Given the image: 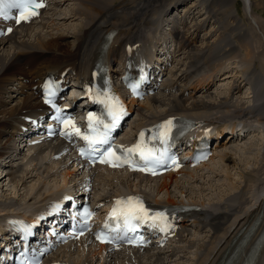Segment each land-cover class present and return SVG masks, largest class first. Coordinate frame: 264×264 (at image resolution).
<instances>
[{"label":"bare ground","instance_id":"bare-ground-1","mask_svg":"<svg viewBox=\"0 0 264 264\" xmlns=\"http://www.w3.org/2000/svg\"><path fill=\"white\" fill-rule=\"evenodd\" d=\"M182 1L185 0L53 1L51 10L38 23L19 27L0 40V160L16 152L15 148L10 151V146L17 135L19 117L31 116L42 108L33 88L48 73L59 75L69 69L65 78L81 85L80 81L89 80L96 62L102 61L111 65L112 75L116 76L127 45L139 43V52L153 49L156 55L161 50L155 49L153 41L160 42L166 37L172 43L176 40L181 48L174 65L180 74L173 76L170 69L167 92L138 104L135 125L143 126L163 115L179 114L194 122L188 134L190 139L198 134V119L207 124L240 123L250 131L249 139H227L216 147L217 154L208 164L182 172L179 177L168 173L150 180L98 171V183L108 188L101 195L103 201L140 187L152 194L157 204L182 202L196 208L181 223L179 236L167 250L117 253L116 257L101 261L99 252L89 249L94 264H171V261L174 264H264L261 257L253 260L256 242L264 229V74L257 77L258 74L251 72L254 64L264 69V0H241L244 20L238 16L237 0H193L194 4L185 9L187 12L167 18L171 26L160 30L157 17L167 7ZM64 2L70 3L69 11L54 13ZM196 5L202 12L200 20H192L194 29L190 31L184 14ZM55 15L59 17L54 19ZM155 15L157 19L153 18ZM146 17L151 18L146 20ZM74 19L80 21L79 26L74 23L59 30ZM144 20L145 31L141 28ZM109 32L115 36L108 40ZM201 32H204L202 37L198 35ZM68 37L73 45L63 40ZM194 71H200L201 76L191 75ZM230 73L240 77L241 82L252 83L249 98L242 93L241 82ZM211 77L218 78L217 82L228 79L229 92L223 93L221 88L219 93L216 85L212 92L209 89L197 93L202 87L193 86L191 90L186 88L190 92L186 93L180 85L184 81L202 85ZM51 146L55 147V143L28 153L33 158L27 161L20 157L2 163L0 217L17 212L22 206L46 203L75 185L78 180L75 172L61 168L64 166L61 162H47L46 152ZM59 146L56 144V152L60 151ZM235 176L239 179L235 180ZM7 185L10 197L3 193L6 190L2 188ZM11 194L18 200L10 199ZM243 237L246 240L240 242ZM87 256L83 252L77 255L79 261ZM82 264H92V258L82 260Z\"/></svg>","mask_w":264,"mask_h":264},{"label":"snow or ice","instance_id":"snow-or-ice-1","mask_svg":"<svg viewBox=\"0 0 264 264\" xmlns=\"http://www.w3.org/2000/svg\"><path fill=\"white\" fill-rule=\"evenodd\" d=\"M43 6V3L38 2V0H0V16L8 18L9 9H19V18L17 19V23H19L20 19L26 20L31 16L37 15L38 13L35 10ZM8 31H11V29ZM45 87L50 97L46 100V103H51L55 107L53 99L56 96V91L53 90L51 83ZM101 103H105L108 109L107 122L90 114L87 134H82L71 118L63 121L75 129L76 135L81 136L86 141L87 149H81V155H85V151H87L89 156L98 154V158L102 162L110 163L113 167L128 164L133 170L141 171L161 167L169 160L171 163H176L174 156H168L167 147L173 126L172 120L158 125L155 132L147 140L145 139V133L142 131L139 134L137 143L131 147L124 148L123 146L115 145L112 140V132L120 118L125 114L123 107L118 100H102ZM59 112L60 109H57V113ZM57 119H60L59 115ZM148 131L152 132L153 130L150 129ZM153 141H159V144L165 147H157ZM118 152L119 154H117ZM137 155L139 157L138 160L134 159ZM109 157L111 159H108ZM113 161L116 163H113ZM83 215L87 218L92 213L85 209ZM109 219L113 221V224L110 225L106 222L104 229L108 233H116V235L106 237L104 231L99 232L97 233V239L101 240V242L114 243L118 239H126V242L131 243L134 238H128V233L135 232L139 225L149 222L154 227H161V230H163L164 226H167L165 211L152 212L151 209L145 207L142 200L134 197H129L127 200H117Z\"/></svg>","mask_w":264,"mask_h":264},{"label":"rangeland","instance_id":"rangeland-1","mask_svg":"<svg viewBox=\"0 0 264 264\" xmlns=\"http://www.w3.org/2000/svg\"><path fill=\"white\" fill-rule=\"evenodd\" d=\"M58 1H59V0H58ZM236 2H237V3H236V5H235V7H236V9H237V11H238V13H239L238 16H239V18H240L241 20H244V19H245V16H243V12H242L243 3H242L241 0H240V1L237 0ZM191 3L194 4V3H193V0H190V1H189V4H191ZM69 4H70V3H67V2L62 3L61 6L59 7V9H58L57 11H55L54 13H57V12L59 11V12L57 13V15H60V14H59V13H60V10H62V11L64 10L62 13H64L65 11H69V9H70ZM192 4H191V5H192ZM188 7H189V5H188ZM197 7H198L197 5H196V6H193V7H192V8H193L192 11H193V13L195 14L196 19H197V20H200V17H198V16L201 14L202 11H201V9H197ZM200 7H201V6H200ZM195 9H196V10H195ZM57 15L52 16V17H53V18H54V17H55V18H56V17H59V16H57ZM55 18H54V19H55ZM74 23H75V24H78V26L80 25V21L74 19L73 22H71V21H67V22L65 23V26H64V25L61 26V27L59 28V30H60V29H65V28H70L71 25H74ZM78 26H77V27H78ZM67 35H68V33H67ZM71 35H72V34H71ZM72 36H73V35H72ZM63 40H69V41H71V44H72V45H73V43H74L73 40H72V38H70V37H68V38H66V39H63ZM72 42H73V43H72ZM71 44H70V46H72ZM250 67H252V66H250ZM253 67H254V68H253ZM253 67H252V70H253V71H251V72H253V73H255V74H258V75H256L257 77H259V76H260V77H263L262 74H264V69H259L258 64H256V65L254 64ZM259 72H260L261 74H260ZM230 74H231V73H230ZM232 75H233V77L235 76V78H237V79L241 82L242 79H241L240 77H237V76L234 75L233 73L231 74V76H232ZM252 77H253V76H252ZM226 80H227L226 84L228 85V83H229L228 81H229V80H228V79H226ZM222 81H223V80H222ZM241 84L243 85V88H244V89H243V90H244L243 92L246 93V94H244L245 97H246V98H249V92H250L249 90H250V87L247 88V86L244 85V82H241ZM227 85L225 86V88L227 87ZM222 89H223L222 92L225 93L226 91H224V90H226L227 88L224 89V88L222 87ZM219 91L221 92V90H219ZM219 91H218V92H219ZM247 91H248V93H247ZM220 92H219V93H220ZM242 97H243V95H242ZM246 98L244 99V101H245V102H248V100H247ZM1 172H2V171H0V173H1ZM203 172H204V170H203ZM232 174H233V172H232ZM234 179L236 180V179H239V178L235 176ZM8 187H9V186L7 185V186H4L2 189H3V191L6 190V192H3V193L5 194V196L10 197V195H8V192H9V191H7ZM8 190H9V189H8ZM209 197H210V196H207V198H209ZM10 199H13V200H16V201H17V200H18V197H17V196L12 197V194H11V198H10ZM193 251H194V250H193ZM190 256H192V253L190 254ZM171 264H174V263L171 262Z\"/></svg>","mask_w":264,"mask_h":264}]
</instances>
